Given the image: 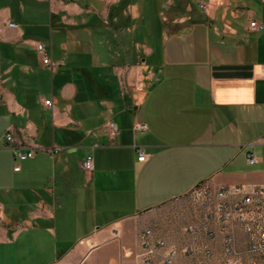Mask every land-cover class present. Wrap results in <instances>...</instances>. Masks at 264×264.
<instances>
[{
    "label": "crops",
    "instance_id": "crops-1",
    "mask_svg": "<svg viewBox=\"0 0 264 264\" xmlns=\"http://www.w3.org/2000/svg\"><path fill=\"white\" fill-rule=\"evenodd\" d=\"M200 1L0 8V264H141L146 227L178 245L190 240L186 225L203 220L190 195L199 184L264 182V29L250 26L264 23V0L260 11L206 0L210 11L194 12ZM46 28L62 50L56 58L52 36L40 40L60 62L53 71L36 49ZM109 120L120 126L115 138ZM14 145L37 155L20 161ZM89 154L95 170L85 173ZM221 249L219 238L211 264H222Z\"/></svg>",
    "mask_w": 264,
    "mask_h": 264
},
{
    "label": "built area",
    "instance_id": "built-area-1",
    "mask_svg": "<svg viewBox=\"0 0 264 264\" xmlns=\"http://www.w3.org/2000/svg\"><path fill=\"white\" fill-rule=\"evenodd\" d=\"M222 3L223 0H218ZM205 13L210 11V4L206 0L199 2ZM10 27H18L15 22ZM255 31L264 29V23L256 20L250 22ZM37 52L45 66L52 71L59 67L60 62L50 55L49 47L38 42ZM137 85L144 88V81L138 80ZM45 105L52 106L51 99L45 100ZM106 130L112 138L121 133L120 126L114 120L106 123ZM135 129L146 131L147 123L137 121ZM7 142H13L15 137L12 129L5 133ZM17 158L20 161L34 158L37 150L32 148L23 150L21 146L14 145ZM55 149L54 152H58ZM139 160L146 159L143 147L138 148ZM251 164L259 163L260 159L254 152L248 153ZM85 173L95 170L93 155L89 154L81 164ZM21 165L15 166L19 171ZM192 199L202 207L203 220L201 223L186 225L190 240L178 245L170 242L154 227H146L140 234L141 252L138 255L141 264H176L180 256L190 258L189 264H211L216 256L215 243L222 241V264H264V182L242 183L229 186L214 187L201 183L190 193ZM4 222V206L0 201V226ZM216 225V227H214Z\"/></svg>",
    "mask_w": 264,
    "mask_h": 264
},
{
    "label": "rangeland",
    "instance_id": "rangeland-1",
    "mask_svg": "<svg viewBox=\"0 0 264 264\" xmlns=\"http://www.w3.org/2000/svg\"><path fill=\"white\" fill-rule=\"evenodd\" d=\"M234 2H236L237 4H240V3H245L246 4V3H248V4H250V6L252 7V9L254 11H260V9H261L259 6H257L258 0H236ZM4 6H8L10 8H12V7L14 8V0H0V8L4 7ZM192 9H193L194 12H198V13H201V11H203V9L200 7V4L199 3L196 4L195 2H193ZM13 13L11 14L10 17L13 20H18L19 17L16 14V12L14 14ZM6 18H8V16H6ZM37 36L38 37L36 38V40L38 39L39 42H41L40 40H43L47 44H50V39H51V36H52L54 57L57 58L60 55V53L62 52L61 45H59V43L57 42V37H56L55 32L51 33L48 28L41 29L40 30V34L37 35ZM84 80L89 85L93 83L92 80H86V79H84ZM95 81L101 87L107 85V81H105L101 77L99 79L95 80ZM46 89H48V88H46ZM44 102H45V100H44Z\"/></svg>",
    "mask_w": 264,
    "mask_h": 264
}]
</instances>
